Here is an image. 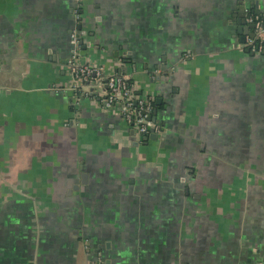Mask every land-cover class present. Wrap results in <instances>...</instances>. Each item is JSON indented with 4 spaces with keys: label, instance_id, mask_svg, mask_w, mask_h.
<instances>
[{
    "label": "crops",
    "instance_id": "0c3cea01",
    "mask_svg": "<svg viewBox=\"0 0 264 264\" xmlns=\"http://www.w3.org/2000/svg\"><path fill=\"white\" fill-rule=\"evenodd\" d=\"M74 8L0 0V264H264V54L246 15L264 0L84 1V59L153 99L156 139L100 86L74 106Z\"/></svg>",
    "mask_w": 264,
    "mask_h": 264
},
{
    "label": "built area",
    "instance_id": "2783aa9c",
    "mask_svg": "<svg viewBox=\"0 0 264 264\" xmlns=\"http://www.w3.org/2000/svg\"><path fill=\"white\" fill-rule=\"evenodd\" d=\"M85 0H74L77 26L71 31L72 50L68 61L71 74V84L74 106H79L88 87L100 86L106 107L119 109L123 120L133 128L139 136L151 133H161V126L152 119L154 111L153 99L136 92L130 77L121 71L106 72L104 66L84 59L82 46L88 40V32L80 27ZM247 21L254 25V36L248 37L249 51L260 54L264 51V15H259L250 9L246 10ZM90 264H104L103 261Z\"/></svg>",
    "mask_w": 264,
    "mask_h": 264
},
{
    "label": "water",
    "instance_id": "95a60500",
    "mask_svg": "<svg viewBox=\"0 0 264 264\" xmlns=\"http://www.w3.org/2000/svg\"><path fill=\"white\" fill-rule=\"evenodd\" d=\"M243 9H244V8H243ZM246 15H247V14H246ZM80 27H82V24H81ZM248 28H249V29H253V28H254V25H253V24H249ZM252 36H254V34H252ZM248 51H249V49H248ZM262 53L264 54V51H263ZM156 114H157V110L154 109L153 114H152V119H153L154 121H156V116H155ZM149 136H150V135H149ZM145 137H147V136H145ZM150 137L153 138V139H156V138H157V134L153 133V134H151ZM148 138H149V137H148ZM84 176H85V174H84Z\"/></svg>",
    "mask_w": 264,
    "mask_h": 264
},
{
    "label": "trees",
    "instance_id": "16d2710c",
    "mask_svg": "<svg viewBox=\"0 0 264 264\" xmlns=\"http://www.w3.org/2000/svg\"><path fill=\"white\" fill-rule=\"evenodd\" d=\"M252 11V10H251ZM253 12H255L254 10H253ZM255 14H257V13H255ZM259 15H264V12L263 13H258ZM261 54H263V53H261ZM118 71H121V72H123L121 69L120 70H118ZM154 102V101H153ZM154 105H155V102H154Z\"/></svg>",
    "mask_w": 264,
    "mask_h": 264
}]
</instances>
